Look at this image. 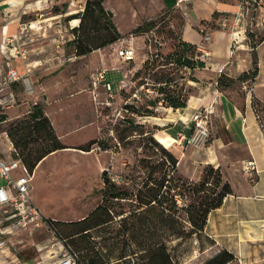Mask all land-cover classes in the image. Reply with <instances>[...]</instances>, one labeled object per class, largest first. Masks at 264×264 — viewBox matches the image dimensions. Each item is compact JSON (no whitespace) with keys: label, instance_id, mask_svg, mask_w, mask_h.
I'll list each match as a JSON object with an SVG mask.
<instances>
[{"label":"rangeland","instance_id":"rangeland-1","mask_svg":"<svg viewBox=\"0 0 264 264\" xmlns=\"http://www.w3.org/2000/svg\"><path fill=\"white\" fill-rule=\"evenodd\" d=\"M103 4L112 12L111 19L121 38L97 47L104 40L106 29L103 21L100 23L91 14L85 15L79 34L94 49L79 55L76 53L77 44L67 41L64 49L61 48L66 59L64 65L54 66L49 71L36 69L33 90H16L14 101L0 104V116L6 109L9 110L6 117L19 110L24 115L39 103L49 112L56 133L68 146L47 155L33 171L30 192L45 216L73 222L89 215L102 202L105 174L125 190L126 199L111 203L112 221L89 230L83 238L77 237V246L71 240L65 241V247L68 245L70 248H67L77 258L95 257L105 264L117 260L124 264H145L147 253L144 250L165 244L175 264H201L206 257L205 251L213 243L204 232H192L194 229L188 221L187 210L197 207L205 195L214 197L215 193L211 192L215 188L211 184L208 186L210 192L197 191L199 182L191 183L180 176L162 153V148L176 152L171 144L178 142L171 140L170 144L163 134V127L157 125L153 117L169 110L163 97L173 96L188 101L191 93L194 94L204 84L195 83L193 70L190 72L189 68L181 67L177 55L182 41L180 27L184 21L199 23L195 21L194 3L174 5L170 9L164 6L163 0H105ZM83 9L82 3H77L76 16H80ZM69 16L62 17L63 25L68 28L66 40L73 37L67 19ZM146 20H153L155 26L146 32L136 33L137 27ZM72 24L78 26L80 18ZM202 24L211 29H225L216 18L212 22L203 20ZM197 29L203 33L204 43H207L209 30L198 26ZM31 32L28 36L19 32V43L25 41L24 38H31V43L25 47H33L36 35ZM191 34L193 30L189 31L187 26L184 37L191 38ZM263 41L264 36L251 37L247 43L253 49L247 44L242 49L251 59L247 71L252 69L253 59L257 61L258 73L254 78L242 81L239 79L242 73H239L232 81L229 75L221 72L216 79L218 89L231 91L240 104L244 102L242 93L251 95L262 128ZM260 44L259 52L256 46ZM129 45L135 48L134 59L123 60L119 49ZM55 50L54 46V54ZM197 50L205 67L209 66L206 53L198 46ZM47 51L43 53L48 55L50 48ZM30 54H35L34 49ZM102 68L108 70L113 84L111 90L101 84L97 88L93 85L94 74ZM7 91L4 90L0 96ZM16 119L7 121L0 118V139L8 136L5 133ZM93 138L98 142L90 150L82 149L87 148ZM10 142L7 139L2 142L4 155L0 153L1 157L16 156L17 151ZM155 194L164 200L163 205L152 203L148 207L142 206L141 202ZM120 212L124 214L118 215ZM64 226L63 235L75 230L71 225ZM43 237L37 236L39 239ZM47 248L50 251L46 261L31 260L25 264H54L60 254V244L52 246L51 242Z\"/></svg>","mask_w":264,"mask_h":264},{"label":"crops","instance_id":"crops-1","mask_svg":"<svg viewBox=\"0 0 264 264\" xmlns=\"http://www.w3.org/2000/svg\"><path fill=\"white\" fill-rule=\"evenodd\" d=\"M85 1L0 0V75L5 74L11 67L16 68L21 75H28V84L21 80L15 81L8 91L14 94L18 89L19 92L33 90L32 81L33 77H36V69L46 71L53 69L55 65L50 61L54 54L56 39L61 34L58 25L63 24L62 17L77 13V3H82L84 7ZM191 3H194L197 12L195 21L199 23L188 24L185 20L180 27V37L197 45L206 53L209 66L195 68L192 74L197 80L195 83L204 84L196 89L194 94L191 93L186 107L176 109L166 107L171 111L167 110L153 117L157 121L155 123L163 127L164 136L181 145L178 139L181 134L189 135L192 114L199 108L213 104L211 136L206 142L181 146L183 152L177 163L178 173L190 181H199L206 166L218 168L223 181L228 182L232 188V192L224 197L222 204L208 213L204 232L214 243L205 251L206 257L203 260L227 250L235 256L228 264H264V128L257 118L250 94L245 96L242 93L244 102L240 104L231 91L218 89L216 81L221 72L234 78L250 67V56L242 50L248 41L245 18H250L251 11L256 18L261 19L262 12L261 9L257 11L251 9L246 12V17L239 18L237 16L239 0L208 2L194 0ZM215 18L225 29H211L202 24L203 20L212 22ZM75 19L69 22L72 24ZM30 21L35 23L30 29L31 34L36 35L33 39L35 44L31 48L25 47L32 40L24 38L25 41L20 44L27 49L28 56L23 59L16 54L8 39L21 35L20 22ZM187 26L189 31L193 30L191 38L184 37ZM197 26L209 30L207 43H204L203 33ZM67 32H64L62 49L67 42ZM235 32L237 34H234ZM256 32L251 37L264 36V26L256 27ZM234 39L241 45H236ZM32 48L35 54H30ZM49 48L48 55L43 53ZM256 48L260 52L261 44ZM48 78L43 80L42 88ZM7 112H9L7 109L2 112L5 114L0 118L3 119L4 116L5 120L10 121L24 113L20 110L14 111L12 115L6 117ZM170 134H174L175 137ZM6 139L10 142L8 136L0 139L1 154L2 142L5 143ZM10 157L0 156L7 161L13 158ZM248 162H252L250 168L246 167ZM38 209L40 210L39 207ZM45 217L54 219L50 216ZM7 222V217H4L0 221V226H5ZM39 235L44 237L39 239L37 238ZM5 239V246L0 248V264H25L31 260L42 263L49 255L50 250L47 246L53 241L52 234L46 227L39 230L20 229L6 235ZM59 259L60 255L54 264H59ZM106 264L124 263L117 260Z\"/></svg>","mask_w":264,"mask_h":264},{"label":"trees","instance_id":"trees-1","mask_svg":"<svg viewBox=\"0 0 264 264\" xmlns=\"http://www.w3.org/2000/svg\"><path fill=\"white\" fill-rule=\"evenodd\" d=\"M105 0H86L84 4L83 13L80 16H76L77 13L71 14L67 19L68 21L75 18H80V24L78 26H73L71 28V36L69 40L77 44L76 53L88 54L94 47L89 45V41H85L81 38L79 31L83 26V17L85 15L91 14L98 22L103 21V25L106 29V34L104 40L97 47L105 46L106 44L113 43L121 38L114 22L112 21V12L107 10L104 7ZM164 6L167 9H170L175 5L176 0H163ZM155 26L153 20H146L143 24L139 25L135 30L136 33L146 32L151 30ZM95 47V48H97ZM199 50H197V45L190 42L182 40L179 43V49L177 50L178 63L183 68H189V70H194L195 68L205 67V62L200 56ZM197 56V58L195 57ZM258 73V64L256 59H253L252 69L242 72L239 79L242 81L248 78H254ZM221 78V77H220ZM234 80V78H230ZM168 84L167 81H165ZM163 92V91H160ZM163 100L167 102L169 107L174 109L186 107L187 101L184 99L176 98L173 96L163 97ZM254 106V103L252 101ZM255 108V106H254ZM256 110V108H255ZM257 113V110H256ZM257 118L260 122L259 114L257 113ZM4 118L2 120H5ZM261 124V123H260ZM8 137L12 142L16 152V156L13 158L19 157L20 160L28 166L30 170H34L37 164L44 159L47 155L57 150L66 148L68 146L63 144L62 137H59L55 131L52 121L50 120L49 112L45 111L43 106L39 103L33 105V107L24 115L18 117L15 121L11 122L10 127L7 130ZM74 136L72 134H69ZM68 135V136H69ZM173 137L174 134H170ZM171 144V139L168 140ZM97 138H93L87 145V148H82L84 150H90L92 145L97 143ZM176 143V142H174ZM173 145L175 151L168 150L167 148H162V153L166 157L167 161L172 164V166L177 170V163L180 155L183 152V148L178 144ZM106 149V147H104ZM181 176V175H180ZM184 178L183 176H181ZM186 179V178H184ZM188 180V179H186ZM190 181V180H188ZM191 183H198L197 191L210 192L208 188L209 185L213 184L215 189L212 190V194L215 193V196L211 198L209 195H205L201 199L199 205L194 208L187 210L188 221L192 224V227L196 233L204 232L206 219L208 213L219 207L224 197L232 192V188L228 182H224L222 179L221 172L218 168L213 166H206L203 170L202 177L199 181H190ZM102 202L99 203L95 209L87 216L73 222H62L60 220L48 218L49 223L55 229L57 236L64 241L71 240L72 244H77V237H85V234L98 226H101L105 223H108L114 219V216L110 213L109 209L113 201H119L121 199H126L125 190L120 189V187L114 183L107 174L104 175V190H103ZM142 206H150L152 203H158L163 205L164 200L160 199L156 194L149 198L146 201L141 202ZM140 209V207H139ZM123 212H120L118 215H123ZM64 225H71L75 230L73 232L63 235L61 231H64ZM205 233V232H204ZM206 235V233H205ZM210 238L208 235H206ZM212 243L214 241L210 238ZM77 246V245H76ZM67 247H69L67 245ZM70 248V247H69ZM72 254L74 252L70 251ZM146 254V263L145 264H175L173 258L170 255L169 251L165 244H157L149 247L144 250ZM75 255V254H74ZM235 259V256L227 250H222L213 257L205 260L201 264H228ZM77 264H105L101 260H98L95 257L86 258H77Z\"/></svg>","mask_w":264,"mask_h":264},{"label":"built area","instance_id":"built-area-1","mask_svg":"<svg viewBox=\"0 0 264 264\" xmlns=\"http://www.w3.org/2000/svg\"><path fill=\"white\" fill-rule=\"evenodd\" d=\"M194 0H176L175 5L181 6L183 3L192 2ZM210 1V0H204ZM253 9L257 11L261 9L262 18H256L255 15L250 11V18H245V31L248 35V41H251L252 34H256V27L264 26V0H239V10L237 16L246 17V12ZM70 21V20H69ZM70 29L73 28L69 22ZM35 26L33 22H20L19 31L25 36L29 35L30 29ZM60 35L56 39V50L52 56V63L55 66H61L65 63L66 59L61 52L62 42L65 40L64 32L68 30L66 25L59 24ZM234 34H237L236 32ZM208 38V36L206 37ZM20 37L14 39H8V43L11 44L16 54L21 58L27 57V49L19 42ZM28 40H31L29 38ZM16 42V44H15ZM234 43L238 45L237 39H234ZM248 47L253 49V46ZM239 44L238 46H240ZM119 56L123 60H132L135 56V48L131 45L119 49ZM23 81L28 84V75H21L18 70L11 67L5 74L0 75V93L4 92L15 81ZM103 85L107 90H111L113 87L112 82L108 77V70L102 68L96 71L93 78V85L97 88L99 85ZM15 100V96L11 91L5 92L0 96V104L7 103ZM214 114L213 104L203 107L197 110L191 116L190 121V133L189 135L181 134L178 139L182 144L186 143H198L206 142L211 136V121L212 115ZM252 166V162H248L247 168ZM33 171L24 164L19 157L12 158L7 161L0 158V221L4 217H7L8 222L5 226H0V248L6 244L5 236L11 234L20 229L39 230L46 227L52 234V246L60 244V259L59 264H77L76 255L72 254L70 250L65 247L64 241L61 240L55 229L51 226L48 218L45 217L42 212L35 205L31 192H30V181L33 178Z\"/></svg>","mask_w":264,"mask_h":264},{"label":"bare ground","instance_id":"bare-ground-1","mask_svg":"<svg viewBox=\"0 0 264 264\" xmlns=\"http://www.w3.org/2000/svg\"><path fill=\"white\" fill-rule=\"evenodd\" d=\"M83 152V151H82Z\"/></svg>","mask_w":264,"mask_h":264},{"label":"water","instance_id":"water-1","mask_svg":"<svg viewBox=\"0 0 264 264\" xmlns=\"http://www.w3.org/2000/svg\"><path fill=\"white\" fill-rule=\"evenodd\" d=\"M106 173V172H105Z\"/></svg>","mask_w":264,"mask_h":264}]
</instances>
